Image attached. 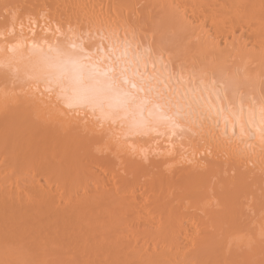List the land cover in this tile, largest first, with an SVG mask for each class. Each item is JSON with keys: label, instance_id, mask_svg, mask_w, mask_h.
Instances as JSON below:
<instances>
[{"label": "bare ground", "instance_id": "1", "mask_svg": "<svg viewBox=\"0 0 264 264\" xmlns=\"http://www.w3.org/2000/svg\"><path fill=\"white\" fill-rule=\"evenodd\" d=\"M5 1L0 2L7 5ZM35 2L37 5L38 1H34V4ZM66 2H69V4L66 3L67 7L64 3L66 11L70 13V9L73 14L79 15H74V17H79L82 24L80 20L76 21L72 16L70 17L74 21L65 23L63 20V23L60 18L61 22H57L53 20L56 14L52 16L53 21H51L49 15L47 17V14L42 13V9H40L41 13L47 18L45 19L41 14L39 16L41 15L40 17L45 21L41 18L43 21L38 20V22L33 17L34 19L30 18V24L27 25L28 21L24 23L19 21L21 18L18 21L15 18V23L7 21L11 23H8L10 27L3 22L9 30L1 25L2 23L0 24V29L3 27L2 31L0 30V71L2 74L0 75L2 78L7 77L6 80L10 78L9 82L22 85L21 87L17 84L18 87H16L19 89L15 87L17 91L14 93L15 89L12 88L14 89L12 94L10 89L0 93V117L6 114L9 124L15 117L14 115L22 117L21 119L15 118L16 125L20 121L19 127L23 123L22 120H30V123L50 128L49 131L52 133L54 130L53 132L60 137L65 147L69 146L72 140H80L88 146L94 142L98 144V147L93 146L97 150H95L96 157H93L98 166L93 171L91 168L88 171H84L85 167L81 169L82 172H88V174L83 175L84 178L81 176L80 179H78L80 174L77 172L81 171L75 172L78 176L73 178L69 177L75 176V173L65 174L68 170L62 173L69 177L55 172L61 176L51 181L54 176L50 179L48 177L50 174L47 176L46 172H49H44L45 169L39 171L46 175H43L41 180L36 175L38 170L29 172L27 171L28 166L23 165L27 170L24 169L25 177H21L19 168L22 165L19 167V164L14 163L16 160L10 161L14 159L12 156L9 159L7 154L4 155L2 152L5 151L4 144L0 149V264H133V262L232 264V261L234 264L235 260L240 257L241 264H264V200L255 198L252 203L249 199L248 205L249 203L252 205L249 206L252 207L250 211L252 215L254 208V216H250L252 219L250 224L243 223L245 219L241 222L237 218V207H243L237 198L240 196L239 192L246 193V190L241 191L242 188L245 189L244 185L249 184V179L250 182L253 181L249 186L257 182L255 186L259 187L258 183L261 180L264 183V144H261L258 137L244 143L237 142L235 139L230 141L231 120L227 125V135H223L225 129L223 120L220 121L219 128L215 129L214 120L209 119L201 123L198 118H194L195 122L179 121V127H173L167 121H154L147 128L133 130L128 121L98 120L91 110L69 109L59 98L58 90L49 92L47 84L41 79L42 74L48 70L43 55L50 49L67 45V37L70 35L69 27L73 26L79 32L90 33L97 42L100 35L109 36L116 33L121 38L125 34L130 37L135 35L139 40L143 36L147 41L145 44L151 45L153 41L152 32L149 33L151 29L148 31L145 28L143 32H140L142 29L134 26L135 19L132 20V17L130 19L129 15L133 13L131 11L134 8L136 11L134 14H137L136 21L138 19L140 21L143 13L144 15L149 14L151 9L157 7L158 13H161L166 23L179 28L188 37L195 38L193 41L196 40L197 46L200 44L197 50L201 51L202 56L204 51L206 57L210 55L212 59L213 56L219 57L221 61L225 59V63H222H227V65H221H224V68L231 69L232 67L234 71L238 65V71L243 73L242 76L248 81L251 69L253 68V71L255 69V72L252 71L255 73L251 76L253 79H250L253 82L249 83L252 87L255 84L256 93L251 88L253 92L249 90L244 93V96H252L258 102L263 92H260V85L264 77V0H66ZM139 6H141L140 9H138ZM20 7L21 5L18 6ZM34 8L32 13L35 11ZM28 9L26 8L27 11ZM16 10L13 8L15 11H12L13 15L22 13ZM122 11L126 12L123 17ZM117 12H120L118 15L122 18H117ZM13 15L11 14L10 19H13ZM146 17L148 18L149 15ZM23 20L25 21L24 18ZM159 35L161 34L157 37ZM201 45L205 46V49H202ZM154 48L157 55L160 54V50H163L164 61L169 63L174 77L183 76L184 78L180 84L175 83V79L170 81V89L175 88L182 92L185 87H199L197 80L203 72L208 74L204 77L205 84L210 80H215L218 84L228 85L226 90L229 97L234 91L243 94L241 84L237 85L235 78H215V75L213 76L212 73L202 68L200 71H196L197 68L194 70L196 79L190 83L189 77L193 70L191 68V70L184 68L181 70L177 64L173 63L175 61L172 62L169 59L171 52L173 54L176 50H171L168 58L164 49L155 46ZM206 50H209L210 54H207ZM225 54L231 57V60L229 58V61H226ZM96 55L101 54L96 53ZM222 55L223 58L220 57ZM171 56L173 58L175 53ZM199 58L202 59V57ZM192 59L191 56L190 61ZM256 61L258 63L256 67L250 66L249 68V65ZM190 63L194 62L187 63V67ZM143 70L142 66L141 71ZM153 71L149 63L147 73L152 74ZM234 75L238 74L234 73ZM240 80L242 81L243 78ZM263 86L264 84L261 85L262 88ZM5 87H0V89L3 90ZM15 122L13 121V124ZM26 123L29 121L24 122L25 126ZM17 130L13 128L11 132ZM31 130L29 128L28 132ZM8 131L9 129H4L2 132ZM38 131L40 132V129ZM13 133H15L14 136L17 135V132ZM0 134L3 138L2 133ZM7 134L3 135L6 137ZM141 135H143L142 138H140ZM42 136L45 134L42 133ZM41 139H44L45 144L46 139L44 137ZM4 140L2 139V142ZM10 140L12 142V139ZM9 144L12 143L9 142ZM149 144L154 152L150 150L152 148ZM0 145L2 146L3 143L0 142ZM146 147L148 150H145ZM23 150L27 151L24 148ZM50 150L54 151L53 148ZM79 156L82 157L81 154ZM42 157L45 158V156ZM135 158H138L137 161ZM120 159L125 162L129 161L128 164L133 163L123 169V173L120 171L121 174H116L113 166H119L118 164L122 162ZM130 160L135 162H130ZM85 161L88 162V160ZM36 162L39 163V161ZM31 165H29L30 169ZM160 166L164 168L160 169ZM38 167L43 166L39 164ZM154 168L159 169V171L156 170L159 172L157 178L152 176L154 173L150 174ZM178 178H184L187 182L182 183ZM246 203L243 204L246 205ZM217 243L221 244L220 250L224 249V253L237 247V249L240 248L239 251L232 250L238 253L245 251V255L241 253L242 255L235 259V255L238 254L233 252L229 255L233 254L235 260H227L224 253H219L220 250L216 254L212 252V249L217 247ZM211 253L221 256L217 259L213 255L209 260ZM229 255H227L228 258Z\"/></svg>", "mask_w": 264, "mask_h": 264}, {"label": "snow or ice", "instance_id": "2", "mask_svg": "<svg viewBox=\"0 0 264 264\" xmlns=\"http://www.w3.org/2000/svg\"><path fill=\"white\" fill-rule=\"evenodd\" d=\"M68 33L66 46L50 49L43 55L48 70L41 79L49 92L58 90L59 98L69 109L91 110L98 120L128 121L133 130L147 128L154 121H167L179 127V121L195 122L194 118H198L201 123L214 120L215 129L223 120V135H227L231 120L230 141L244 143L258 137L264 144V93L258 102L236 91L229 97L228 85L215 80L205 84L208 74L203 72L197 80L199 87H185L182 92L170 89V81L175 79L180 84L184 78L174 77L169 63L164 61L163 50L157 55L151 45L135 35H100L97 42L90 33L72 27ZM149 63L152 74L147 73ZM193 79L194 70L189 82Z\"/></svg>", "mask_w": 264, "mask_h": 264}, {"label": "rangeland", "instance_id": "3", "mask_svg": "<svg viewBox=\"0 0 264 264\" xmlns=\"http://www.w3.org/2000/svg\"><path fill=\"white\" fill-rule=\"evenodd\" d=\"M0 1H3V0H0ZM5 1V0H4ZM10 3H9V2ZM16 1V2H15ZM17 1L18 0H6L5 2L7 3V5L6 4H4V3H1L0 2V8H1V16H0V24L1 25H3V26H5V28L6 29H8L9 30V28H8V26H9V24H11L10 22H7V21H14L13 23H15V21H16V19H17V21L19 20V21H21V22H24V23H27V21L29 22L27 25H29L30 24V18H31V20L32 19H34L33 17H35V20H39V21H43L44 20V18H45V15H43V14H47L46 16L48 17V15H49V20H51V18H52V16H54L55 14V16L57 17H53V20H56L57 22H61V20H60V18L62 19V22L64 23V21H65V23H66V21H74V20H76V21H79L80 19H78L79 17H74V15L75 14H73L72 12H71V10L69 9V12L70 13H68V11H66L67 9H66V7H67V5H66V3H68L69 4V2H66V0H65V2H64V0H20V2L18 1V3H20V4H18L17 3ZM34 1H38L37 2V5H36V2H35V4H34ZM42 1H44V2H42ZM47 1H48V3H47ZM68 1V0H67ZM11 2H13V3H11ZM24 2V5H22V3ZM27 2V3H26ZM40 2V3H39ZM58 2V3H57ZM61 2V3H60ZM16 3V4H15ZM39 3V4H38ZM42 3V5H40ZM45 3V4H44ZM64 3H65V5H66V7H65V5H64ZM6 5L5 7H4V5ZM11 4V6L9 7V5ZM15 4V5H14ZM18 4V5H17ZM47 4V5H46ZM60 4V5H59ZM21 5V9L20 8H18V6H20ZM25 5H26V7H25ZM28 5V6H27ZM49 5V6H48ZM56 5V6H55ZM58 5V6H57ZM12 6H14V7H12ZM22 6H23V8H22ZM34 6H35V8H34ZM69 6V5H68ZM151 6V5H150ZM8 7V8H7ZM30 7H31V9H30ZM34 8V10L35 11H33V13H32V9ZM39 7V8H38ZM47 7V8H46ZM54 7V8H53ZM57 9H56V8ZM4 8V9H3ZM11 8V9H10ZM13 8H14V10H16V9H18V10H16V12H18L19 10V12H22L21 14H19V13H17V15H18V17H17V15H16V13H14L15 15H13V13H12V11H13ZM26 8L28 9V11L26 10ZM38 8V9H37ZM62 8V9H61ZM141 8V6H139L138 7V9H140ZM149 8H151V7H149ZM40 9H42L43 10V14L41 13V11H40ZM46 9V10H45ZM48 9V10H47ZM55 9V10H54ZM155 9V10H154ZM3 10V11H2ZM8 10V11H7ZM37 10H39V11H37ZM44 10L46 11V12H44ZM57 10H59V11H57ZM137 10V9H136ZM158 8L156 7V8H153V9H151V11H149V14H146V15H144V13L142 14V16H141V19H140V21H139V19H138V21H136L137 19H136V15L137 14H134V12L136 13V11H135V9L133 8L132 9V11L131 12H133V13H131L129 16V18L131 19V17H132V20L133 19H135V23H134V26L136 27V28H141V29H139V31L140 32H143V29L145 30V28H147V30L149 31L150 29L152 30H150L149 31V33L150 32H152L151 34H152V36H153V38H152V40L153 41H151V45L153 44L154 45V43L157 45H154L155 47H157V48H161V49H164L165 51H166V54H168L167 55V57L169 58V52L172 50V51H175L176 50V52H174L175 53V56H174V53L172 54V52H171V54H170V58L169 59H171V61L173 62V61H175V62H173L175 65L177 64L178 66V68L179 69H181V70H196V68H197V70L196 71H200L201 70V68H202V70H207L209 73H212V75L215 77V78H222V79H232V78H235V80H236V82H237V85L238 84H241L240 86H241V92H243V95H244V93L245 92H249V90H251V88H255L254 86H255V84L253 85V87L250 85L253 81H251L252 79H251V76H253L252 74H255V73H252V69H251V71H250V73H251V76L249 75L250 73L248 72V75L250 76V78H249V81H248V79H244V76H242V74L243 73H241L240 71H238L239 70V66L238 65H236V67H235V71L234 70H232V67H231V69L230 68H224L226 65H227V63L226 64H224L225 63V59H223V61H221V60H219V57H215V56H213V59H212V56H210V55H207V57H206V55H204L205 54V52L203 51L202 52V54H203V56L201 55V51L200 50H197L198 48H199V45L200 44H198V46L196 45L197 44V42H196V40L195 41H193L194 39L193 38H190V37H188L187 35H185V33L184 32H181L180 30H179V28H177V27H174V25H172L171 23H166L167 21L161 16V13H158ZM6 13H5V12ZM11 11V12H10ZM24 11V12H23ZM25 11H27V12H25ZM31 11V12H30ZM48 11V12H47ZM52 11H53V13H52ZM63 11V12H62ZM119 11H121V10H119ZM130 11H129V13H130ZM153 11V12H152ZM13 12H15V11H13ZM40 12V13H39ZM50 12V13H49ZM62 12V13H61ZM123 13H121V15H122V17L124 16V13H126V12H124V11H122ZM27 13V14H26ZM30 13H32L33 14V16H32V14H30ZM35 13H37V14H35ZM68 13V15L67 16H65L66 14ZM97 13V12H96ZM128 13V14H129ZM154 13V14H153ZM8 14V15H7ZM11 14L14 16L13 17V19H10L11 18ZM25 14H26V16H25ZM30 14V15H29ZM39 14H41V15H43V17L44 18H42V17H40L39 16ZM52 14V15H51ZM64 14V15H63ZM71 14V15H70ZM73 14V15H72ZM104 14H107V13H104ZM117 14V18H122V17H119V16H121V15H118V14H120V12H117L116 13ZM127 14V15H128ZM157 14V15H156ZM5 16V17H2V16ZM22 15L24 16V17H22ZM61 15H63V16H61ZM108 15V14H107ZM149 15V17L151 16V15H153L152 17H146V16H148ZM16 16V17H15ZM32 16V17H31ZM37 16V17H36ZM51 16V17H50ZM70 16H72V17H74L73 19H72V17H70ZM75 16H79V15H75ZM133 16H134V18H133ZM39 17H40V19H39ZM46 17V18H47ZM64 17V18H63ZM66 17V18H65ZM6 18H7V20H6ZM16 18V19H15ZM23 18L25 19V21L23 20ZM27 18V19H26ZM38 18V19H37ZM43 20H42V19ZM45 18V19H46ZM68 18V19H67ZM144 18V19H143ZM15 19V20H14ZM57 19H59V20H57ZM66 19V20H65ZM3 20V21H2ZM34 20V21H35ZM53 20H51V21H53ZM64 20V21H63ZM38 21V22H39ZM45 21V20H44ZM46 21H48V19L46 20ZM81 21V20H80ZM7 24L8 26H6L5 24ZM7 22V23H6ZM20 22V23H21ZM32 22V21H31ZM36 22V21H35ZM67 22V23H68ZM9 23V24H8ZM24 23H21V24H23L24 25ZM83 22L81 21V23L80 24H82ZM137 23V24H136ZM14 25V24H13ZM16 25V24H15ZM27 25H25V26H27ZM138 25H140V26H138ZM11 26V25H10ZM9 26V27H10ZM17 26V25H16ZM2 27V26H1ZM15 27V26H14ZM18 27H19V25H18ZM73 27V26H72ZM4 28V29H5ZM2 29H3V27H2ZM2 29H0L1 31H2ZM5 29V30H6ZM73 29H76V27H73ZM5 30H3V31H5ZM76 30H78V29H76ZM146 30V31H147ZM10 32H12V31H10ZM154 33V34H153ZM158 34H161V35H159L158 37H157V35ZM187 36V37H186ZM163 37V38H162ZM192 37V36H191ZM1 38V37H0ZM141 39L140 40H142V41H144V43H146L147 41H146V39L145 38H143V36L142 37H140ZM187 38H190V39H192V40H188ZM144 39V40H143ZM157 39V40H156ZM163 39V40H162ZM156 41H157V43H156ZM191 41V42H190ZM153 42V43H152ZM161 43V44H160ZM164 43H166V44H164ZM160 46H159V45ZM195 44V45H194ZM167 45V46H166ZM154 46H152L153 48H154ZM159 46V47H158ZM165 46V47H164ZM202 46V45H201ZM163 47V48H162ZM205 46H202V49H205L204 48ZM170 48H172V49H170ZM170 49V50H169ZM201 49V48H200ZM154 50H155V48H154ZM193 50H195V51H193ZM207 51V50H206ZM209 51V50H208ZM208 51L206 52L207 54H210V53H208ZM168 52V53H167ZM179 53V55L177 56V54ZM195 52H197V53H199V54H195ZM190 54H191V56H192V58L193 59H195V60H193L192 59V61H190L191 60V56H190ZM171 55H173L174 57L172 58V56ZM212 55V54H211ZM227 54H225L224 55V57H226L227 58V60L226 61H229V58H230V60H231V57H227L226 56ZM177 56V57H176ZM194 56V57H193ZM210 56V57H209ZM198 57V58H197ZM199 57H202V59L201 58H199ZM206 57V58H205ZM220 57H222L223 58V55L222 56H220ZM175 59V60H174ZM189 59V60H188ZM198 61H197V60ZM207 59L210 61H207ZM215 59V61H213ZM186 61H187V63H189V62H194L193 64H188V67H187V63H186ZM207 61V62H206ZM211 61H213V62H211ZM219 61H221V62H219ZM177 62H179V63H177ZM197 64H196V63ZM201 62V63H200ZM222 62H224V63H222ZM172 63V64H173ZM200 63V64H199ZM207 64V65H203V64ZM195 64V65H194ZM218 64V65H217ZM220 64V65H219ZM221 64H224L223 66L221 65ZM258 63H257V61H256V63L255 62H252L251 63V65H249V68H251L250 66H253L254 68L256 67L255 65H257ZM186 66V67H184V66ZM199 65H201V66H199ZM216 65L218 66V67H216ZM173 67H174V65H172ZM192 66V67H191ZM198 66L200 67L199 69H198ZM203 66V67H202ZM216 68H215V67ZM221 66V67H220ZM238 66V67H237ZM184 68V69H183ZM191 68V69H190ZM195 68V69H194ZM219 68H222V69H219ZM224 68V69H223ZM211 69H214V70H211ZM219 69V70H218ZM225 69H226V73H225ZM216 70V71H215ZM217 70L220 72V74L217 72ZM207 71H205V72H207ZM215 71V72H214ZM230 71V72H229ZM234 71V72H233ZM238 72V73H237ZM241 74H240V73ZM253 72H255V69H254V71ZM217 73V74H216ZM223 73H225V74H223ZM234 73L235 74H238L237 76H235L234 75ZM0 74H1V71H0ZM2 75V74H1ZM0 75V87H2V88H4L5 87V85H7L6 87H5V89H0V93L1 92H7V90L8 89H10V91H11V94H12V91L15 89V87L17 86V84H19V83H17V84H15L14 82H12V81H10L9 82V80H10V78H9V80H6L5 78H7V77H5V78H2V76ZM226 77V75H227V78H225L224 76ZM232 75H233V77H232ZM218 76V77H217ZM228 76H231L230 78L228 77ZM263 76H264V74H263ZM243 78V80L241 81L240 79H242ZM246 77V76H245ZM248 77V76H247ZM264 77H262V81H263V83L262 84H264V79H263ZM251 79V80H250ZM2 80V81H1ZM6 80V81H5ZM12 80H14V79H12ZM238 81H239V83H238ZM2 82V83H1ZM249 82H251V83H249ZM4 83V85H1V84H3ZM14 84V86H13V84ZM8 84H10L9 85V87H8ZM261 84V85H262ZM261 85H260V92L261 91H263V92H261V93H264V88H262L261 87ZM11 86V87H10ZM18 86H21L22 87V85L21 84H19ZM17 86V87H18ZM251 86V87H250ZM8 87V88H7ZM16 87V88H17ZM264 87V86H263ZM12 88H14L13 90H12ZM261 88H262V90H261ZM17 89H19V88H17ZM17 89H15L14 91H13V93L15 92V91H17ZM255 90L256 89H254V92H255ZM10 91H8L9 92V94H10ZM250 92H253L252 90L250 91ZM256 93V92H255ZM5 95H6V93H4ZM10 94V95H11ZM9 95V96H10ZM17 108V107H16ZM10 110V109H9ZM1 113V112H0ZM3 116H4V121H3ZM7 115L6 114H2V116L0 117V120H2V121H0V133H2V136H3V138L2 137H0V142H1V144L3 143V145L1 146V148L0 149H2L3 148V146H4V144H5V146H4V149H5V151H2L3 153H4V155H8L7 157H9V159H10V156H12L14 159H12V160H10L11 162H14V160H16L14 163H16V164H19V167L22 165V167H23V165L25 166V167H27V169H25L24 167L21 169V168H19V175H21V177H25V171H24V169L25 170H27V171H29V172H31V170H34L35 172H37V170H38V173H36V175L42 180V177H43V175H45V174H43V172H39V171H41L40 169H42V171H44L43 169H45V171L44 172H46V171H48L49 173H47L46 172V174H47V176H48V174H50V176H48L50 179H51V181H53V179L55 178V177H59V176H61V175H64L63 173H62V171H66V170H68L65 174H68L69 173V175H73V173H75V172H77V171H81V169H83L84 167V171H88V170H91L92 169V171H93V169H96L97 168V166H98V164H97V162H96V159H94V157H96V154L97 153H95V150H96V147H98V144L96 145V143H94V142H92V147H91V145L89 144V146L87 145V144H85L84 142H81L80 140L79 141H77V140H72V143L69 145V146H64V144H62L61 143V139H60V137H58L52 130V133L49 131V129L50 128H46V127H42L40 124H34L33 122L32 123H30V120H26V121H24V120H22L23 121V123H21V126L19 127V125H20V121H19V124L18 125H16L17 123V121H16V115H14L15 117H13V119H12V117L10 118V119H12V123L10 122V124H9V119L6 117ZM6 117V118H5ZM17 118H19V117H17ZM22 117H20L19 119H21ZM8 120V121H7ZM13 121L15 122L14 124H15V126L17 127H13ZM29 121V123H26V126H29V127H26L25 126V124H24V122H28ZM2 122H4V123H2ZM24 124V125H23ZM31 124H33L32 125V128H31ZM33 126L35 127L34 129H33ZM42 127V128H41ZM13 128H15V129H18L17 131H13V132H17V135L19 136H17V135H15L14 136V134L15 133H13V132H11V130H13ZM22 128V129H21ZM25 128V129H24ZM29 128L30 129H32L30 132H28V130H29ZM7 130V129H9V131L8 132H5V133H10V135H6V137H5V135H3V134H5L4 132H2L3 130ZM11 129V130H10ZM40 129V132L38 131V130ZM48 129V130H47ZM35 130H37V132L35 131ZM42 130H44V131H42ZM34 131H35V133H34ZM48 131V132H47ZM22 132H24V133H22ZM27 132V133H26ZM31 132H32V134H31ZM41 133V135L39 134V133ZM46 132H47V134H46ZM12 133H13V135H12ZM23 135H22V134ZM42 133L43 134H45V136H42ZM31 134V135H30ZM34 134H36V135H34ZM50 134H51V136H50ZM13 137H12V136ZM24 135H26V136H24ZM28 135H30V136H28ZM32 135H33V137H32ZM38 135L40 136V137H38ZM0 136H1V134H0ZM52 136H54V138L52 137ZM142 136L143 135H141V137L140 138H142ZM18 137V138H17ZM26 137H28V138H26ZM41 137H44L45 139H46V143L44 144V139H41ZM49 137V138H48ZM51 137V138H50ZM145 137V136H144ZM5 139L6 140V142H5V140L2 142V139ZM13 138H15V140L17 141H15V140H13ZM10 139H12V142H11V140ZM22 139V140H21ZM26 139H27V143H26ZM42 140V141H41ZM7 141H8V143H7ZM15 141V143H13ZM19 141L21 142L20 144H19ZM32 141H34V142H32ZM55 141V142H54ZM9 142L10 143H12V144H9ZM79 142V143H78ZM58 143V144H57ZM61 143V144H60ZM14 144V146H11V145H13ZM15 144H16V146H15ZM54 144V145H53ZM56 144V145H55ZM82 146H81V145ZM10 145V146H9ZM22 145V146H21ZM53 145V146H52ZM60 145V146H59ZM94 145H96V147L94 148L93 146ZM151 144H149V146H150ZM20 147V148H17V147ZM28 146V147H27ZM7 147V148H6ZM9 147V148H8ZM12 148V150H11V148ZM15 147V148H14ZM34 147V148H33ZM59 147V148H58ZM86 147V148H85ZM23 148L25 149V150H27V151H25L24 152V150H23ZM28 148V149H27ZM30 148V149H29ZM53 148V152H52V150H50V149H52ZM82 148V149H81ZM84 148V149H83ZM150 148H152L151 146H150ZM7 149H9V150H7ZM21 149V150H20ZM56 149V150H55ZM60 149V150H59ZM63 149V150H62ZM86 149V150H85ZM90 151H89V150ZM59 150V151H58ZM80 150V151H79ZM145 150H148V148L146 147V149ZM151 151H153V148L152 149H150ZM1 151V150H0ZM12 153H10V152ZM56 151H57V156H56ZM84 153H83V152ZM97 151V150H96ZM150 151V152H151ZM35 153V154H32V153ZM52 152V153H51ZM65 152H66V154H65ZM80 152V153H79ZM145 152H147V151H145ZM150 152H148L149 153V155L151 156V154H150ZM154 152V151H153ZM23 153V154H22ZM29 153V154H28ZM147 153V154H148ZM13 154H14V156H13ZM42 154H44V155H42ZM47 154V155H46ZM62 154V155H61ZM81 154V156L82 157H80L79 155ZM90 154V155H89ZM94 154V155H93ZM99 154V153H98ZM146 154V153H145ZM32 155V156H31ZM51 155V156H50ZM54 155V156H53ZM58 155L60 156V157H58ZM148 155V156H149ZM152 155H153V153H152ZM29 156H31L30 158H29ZM42 156H45V158L46 159H48V160H46L44 157H42ZM75 156V157H74ZM91 156V157H90ZM94 156V157H93ZM150 156H149V159H150ZM53 157H54V159H53ZM67 157V158H66ZM152 157V156H151ZM16 158V159H15ZM29 158V159H28ZM35 158V159H34ZM81 158V159H80ZM90 158V159H89ZM33 159H34V161H33ZM38 159V160H37ZM42 160V163L43 164H45V166L42 164V163H40V160ZM65 159H66V162H65ZM70 159V160H69ZM79 159V160H78ZM88 160V162L87 161H85V160ZM136 160L135 161H137V159L138 158H135ZM31 160V161H30ZM89 160H90V162H89ZM140 160V159H139ZM29 161V162H28ZM36 161H39V163L38 162H36ZM46 161H47V163H48V161H50L48 164L46 163ZM56 161V162H55ZM58 161V162H57ZM65 163H64V162ZM81 161V162H80ZM93 161V163H91ZM120 161H122L121 159H120ZM132 161H134V160H132ZM131 160H130V162H132ZM134 161V162H135ZM20 162L22 163V164H20ZM31 162V163H30ZM80 162V163H79ZM95 162V163H94ZM124 164H123V163ZM120 164H118V163H116V164H118L119 166H113V170H114V172L116 173V174H121V172L123 173L124 172V170L123 169H126V167H128V165L129 164H132V163H129L128 164V162L129 161H127L126 160V162H125V160L124 161H122ZM142 162H144V161H142ZM26 163H29V164H26ZM35 163V164H34ZM52 163H53V167H52ZM60 163V164H59ZM91 163V164H90ZM125 163H126V165H125ZM31 164H33V165H31ZM39 166V164H40V166H43V167H41V168H39L37 165ZM46 164H47V167H46ZM69 164H71L70 166H68V168L66 167L67 165H69ZM97 164V165H96ZM29 165H31V169H30V166ZM51 165V166H50ZM121 165V166H120ZM32 166L34 167L33 169H32ZM49 166V167H48ZM73 166H74V169H73ZM36 167H38V168H36ZM65 167V168H64ZM116 167V168H115ZM119 167V168H118ZM52 168V169H51ZM59 168H61V169H59ZM63 168V169H62ZM86 168H88V169H86ZM89 168H91V169H89ZM162 168H164L163 166H160V169H162ZM51 169V170H50ZM65 169V170H64ZM72 169V170H71ZM86 169V170H85ZM120 169V170H119ZM22 170V171H21ZM50 170V171H49ZM56 170V171H55ZM75 170V171H74ZM156 170H158L159 171V169L158 168H154L153 169V172H151L150 174L152 175L153 173V177L155 176L156 178H157V176H159L157 173H159L158 171L156 172ZM121 171V172H120ZM55 172L57 173V172H59V173H61V175H57V174H55ZM118 172V173H117ZM24 173V174H23ZM54 173V174H53ZM58 173V174H59ZM81 173H84V174H82L81 175ZM87 174H88V172H86ZM85 172H77V174H80V176H78V175H76V173H75V176H71V177H69V175L67 176V175H64L65 177H69V178H73V177H79L78 179H80L81 178V176L84 178V176L83 175H85V176H87V174H86ZM52 174V175H51ZM149 174V175H150ZM46 176V175H45ZM20 177V178H21ZM174 177H176L175 175H174ZM75 179V178H74ZM77 179V178H76ZM175 179V178H174ZM179 180H181L182 181V183L184 182V183H186L187 182V180H184V178H178ZM176 180V179H175ZM248 182H249V184L250 183H252L253 181H251L250 182V179L248 180ZM257 182H254V184H252V186H249V184L248 183H246L247 185H244V187H245V189L244 188H242V190L241 191H245L246 193H243V192H239V195L240 196H238V201H239V204L241 205V206H243L242 208H238L237 207V209H238V211H237V218L239 219V220H241V222L245 219V220H247V221H245L244 220V222L243 223H245V224H250V222H251V220L252 219H250L251 217H253L254 216V208L252 209V211H253V215H252V212H250L251 211V208L249 207V206H252L251 205V203H249L250 205H248V202H254L253 201V199H257V198H259V199H261V200H264V183H263V180H261V182H259L258 184H259V187H257V186H255V184H256ZM257 184V185H258ZM262 184V185H261ZM251 185V184H250ZM260 185H261V187H260ZM253 187V188H252ZM256 187V188H255ZM247 188H248V191H247ZM244 189V190H243ZM249 189H250V191H249ZM252 189H254V191L252 190ZM250 192H252V193H250ZM242 195V196H241ZM256 196V197H254L253 198V196ZM249 199H250V201H249ZM241 200V201H240ZM241 202V203H240ZM247 202V203H246ZM243 203H246V205H248L247 207H245L246 205H244ZM241 206H239V207H241ZM247 208V209H246ZM249 208H250V210H249ZM245 211V212H244ZM240 214H239V213ZM248 212H249V214H248ZM250 213H251V215H250ZM245 214V215H244ZM246 214H248V215H246ZM245 216H247V217H245ZM251 216V217H250ZM241 217V218H240ZM243 218V219H242ZM249 222V223H248ZM263 244V243H262ZM261 244V245H262ZM216 246L217 247H215L214 249H216V250H214V249H212V252L214 253L215 252V254L217 253V252H219V250L221 249V244H219V243H217L216 244ZM263 246H264V244H263ZM219 247V248H218ZM218 248V249H217ZM222 248H224L223 246H222ZM233 248H231L227 253L225 252L224 253V249H222V250H220V254L222 253H224L223 255H224V257H226L227 258V260L229 259L230 261L231 260H235L236 258H238V256H240V255H242V254H244L245 255V251L242 253V251H240L239 253L236 251V252H234L233 250L234 249H236V250H240V248H238L237 249V247L236 248H234L233 250H232ZM264 249V248H263ZM218 250V251H217ZM232 250V251H231ZM242 250H244L243 248H242ZM234 252V254L236 253V254H238V255H235V259H234V255L232 254V255H229V254H231V253H233ZM213 253H211L210 255V257H209V260H210V258L214 255ZM242 253V254H241ZM219 254H217V255H214V256H216V258L218 259L221 255H219ZM226 255V256H225ZM227 255H229V258L227 257ZM232 256V257H231ZM242 257H244V256H242ZM215 258V259H216ZM222 258V257H221ZM220 258V259H221ZM212 259H214V258H212ZM211 259V260H212ZM239 260V261H238ZM230 261H228V262H230ZM237 263H239L240 262V264L242 263L241 261V257L240 258H238L237 260H235ZM233 262L234 261H232L231 263L233 264ZM235 262V263H236ZM234 263V264H235ZM236 263V264H237Z\"/></svg>", "mask_w": 264, "mask_h": 264}]
</instances>
